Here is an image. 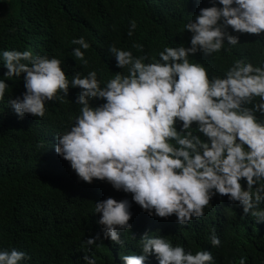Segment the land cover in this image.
Returning <instances> with one entry per match:
<instances>
[{
  "label": "clouds",
  "instance_id": "1",
  "mask_svg": "<svg viewBox=\"0 0 264 264\" xmlns=\"http://www.w3.org/2000/svg\"><path fill=\"white\" fill-rule=\"evenodd\" d=\"M183 23L187 46L164 44L155 55L133 41L130 49L108 46L115 71L98 78V69L66 74L61 60L30 49H0V101L14 78L24 91L6 103L18 119L25 114L43 118L50 101L63 103L69 89H78L72 103L75 115L54 134V152L66 161L80 181H103L113 190L130 194L94 203L101 232L83 240L91 251L108 239L125 246L120 232L130 229L131 204L149 217L168 218L185 225L204 215L210 199L226 196L242 208L241 217L264 222V60L233 59L222 75L194 59L196 53L214 57L227 53L241 35L264 41V0H208ZM137 28L130 19L127 35ZM70 44L74 61L88 65L83 36ZM259 47V45H257ZM264 55V48H261ZM243 180V186L241 181ZM211 246H219L215 229ZM140 254L118 253L120 264H145L149 254L157 264H213L210 251L186 250L166 236L137 240ZM30 257L16 248L0 247V264H24ZM84 264H97L91 255ZM239 264H246L241 256Z\"/></svg>",
  "mask_w": 264,
  "mask_h": 264
},
{
  "label": "trees",
  "instance_id": "2",
  "mask_svg": "<svg viewBox=\"0 0 264 264\" xmlns=\"http://www.w3.org/2000/svg\"><path fill=\"white\" fill-rule=\"evenodd\" d=\"M206 6L208 0H0V49H30L34 54L55 56L66 74L79 71L83 75L96 68L98 78L107 79L119 71L108 54L110 44L130 49L133 55L141 54L131 48L133 41L152 55L164 44L187 46L190 34L183 33V23ZM130 19L137 21V28L129 37ZM79 36L90 45L82 50L88 65L71 56L77 46L70 41ZM256 39L254 34L241 35L227 53L207 57L198 52L193 58L222 75L233 59L264 60L260 54L264 41ZM5 70L0 64V77ZM5 82L9 88L0 101V247L27 253L30 259L24 264H84L86 254L94 256L97 264H120L119 252L140 254L137 240L146 231L166 236L193 253L210 251L213 264H239L241 256L246 264H264V222L242 218L241 206L215 195L204 215L185 225L176 223L174 215L149 217L132 203L131 227L119 233L125 246L120 248L101 236L96 241L100 247L94 244L86 252L83 240L100 233L102 227L96 222L99 214L93 213L94 203L109 196L129 200L131 196L103 181L78 180L54 152V134L77 112L72 100L78 89L70 88L63 103L47 102L43 118L25 114L18 119L6 101L24 91L23 82L15 78ZM213 228L220 240L215 247L209 242ZM145 264L157 261L149 254Z\"/></svg>",
  "mask_w": 264,
  "mask_h": 264
}]
</instances>
